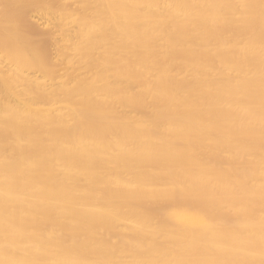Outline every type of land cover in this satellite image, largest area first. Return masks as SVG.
<instances>
[{"label": "bare ground", "instance_id": "obj_1", "mask_svg": "<svg viewBox=\"0 0 264 264\" xmlns=\"http://www.w3.org/2000/svg\"><path fill=\"white\" fill-rule=\"evenodd\" d=\"M54 1L0 0V264H264V0L59 3L47 90Z\"/></svg>", "mask_w": 264, "mask_h": 264}, {"label": "rangeland", "instance_id": "obj_2", "mask_svg": "<svg viewBox=\"0 0 264 264\" xmlns=\"http://www.w3.org/2000/svg\"><path fill=\"white\" fill-rule=\"evenodd\" d=\"M62 2H64L63 3L64 5H66L68 7H72L73 9H77V7H78V5H76L77 0H55L54 3H52V4L38 5L36 8L35 7H32L30 9L28 8V10H26L25 19L23 18L24 19L23 22H24V26H25L24 29L27 32H29L30 34L36 33V35H33V36L35 37L36 43H38L37 45H38L40 51L41 52L44 51V53L49 58H51L52 62L55 64L54 69H53L54 71H52L50 74H44L43 72L38 71V70L34 71V69H28L26 71L31 78H33V79L36 78L38 81H40L42 83L43 87H45V89H47V90L59 87L64 82L69 83L73 80V78H77L78 76L79 77H87L89 74L88 71L86 70L85 66H83L84 64L80 61L78 55L76 54V52L74 50H72V47H71V43L75 39L73 36L74 35L73 32L75 30L73 22H69L70 20L65 21L68 23L66 25L67 27L65 26L66 29H64L65 35L58 34L60 32V30L58 28V22H59L60 16L58 14V11L55 12V9L57 7L56 5H59V3H62ZM55 13H56V15H55ZM21 22H22V20H21ZM31 26L34 28H32ZM33 30H35L36 32L34 31L35 32L34 33ZM71 35L73 36V40H72ZM67 37H70V38H67ZM68 39H70V40L68 41ZM66 40L68 41V43L66 42ZM64 49H66V50L64 51ZM70 53L71 54L73 53L72 54L73 58L71 57ZM62 56H64V57H62ZM60 57H61V60H60ZM65 57L68 61L65 59ZM74 57H75V59H74ZM2 60L3 59H0V66L4 70L5 69L7 70V68L9 69L10 63L6 62L5 60H3V61ZM75 60L76 61L79 60V61L76 62ZM66 61H67V63H66ZM63 73H65V75ZM66 79H68V81H66ZM22 87H23L22 85H20V86L18 85L16 87V89L20 90ZM1 94L2 93L0 92V96H1ZM30 98H31L30 95L23 96V99H25V100L30 99ZM121 110L125 111L124 109H121ZM125 112H127V111H125Z\"/></svg>", "mask_w": 264, "mask_h": 264}]
</instances>
